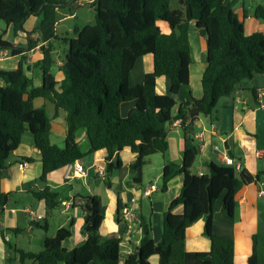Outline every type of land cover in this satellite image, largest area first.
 <instances>
[{"label": "trees", "instance_id": "trees-1", "mask_svg": "<svg viewBox=\"0 0 264 264\" xmlns=\"http://www.w3.org/2000/svg\"><path fill=\"white\" fill-rule=\"evenodd\" d=\"M59 5L56 0H0V21L7 29H13L14 38L35 34V30L27 32L24 25L31 17L43 15L37 30L39 39H28L26 46H16L5 39V32L0 33V52L8 51L10 57L20 61L16 70H0L5 84L0 87V207L15 196L2 192L1 180L27 131L41 152L42 182L49 174L85 157L76 141L77 131L83 129L91 154L107 152L104 183L111 188V178L122 167L121 160H115L120 152L130 148L137 156L131 170L138 177L136 183L141 184L146 159L168 151L169 127L179 121L184 137L183 161L181 165L171 163L164 167L161 191L165 193L171 180L183 176V187L174 202V207L183 206V213L168 211L163 215L159 243L152 238L151 222L140 217L142 239L123 264H150L152 257H158L159 264H234V240L214 234L215 204L225 194L223 208L233 218L239 191L258 183L260 178L213 163L207 164L209 172L204 176L195 173L201 149L194 140L193 125L200 117L212 118L220 100L232 96L243 81L264 73V34H245L244 23L234 11L235 2L181 0V8L172 10L171 0H95V26L75 29L74 38L63 40L67 50L62 82L58 83L51 73L55 60L50 46L40 64L46 77L42 86L36 88L26 73L25 55L40 41L55 38ZM254 17L264 21L263 6L255 8ZM160 22L170 27L169 34L162 32ZM192 23L205 32L207 40L202 99H195L190 88ZM146 55L153 57V71L142 85L133 87L131 71ZM159 77L169 79V95L157 93ZM40 98L49 99L57 110L66 113L63 148L50 140L48 113L34 107V101ZM127 102L137 105L123 117L121 107ZM198 182L203 184V190L196 195L193 187ZM32 194L45 200L49 210L56 208L59 196L49 189ZM82 202L85 243L66 249L63 244L72 233L70 228H61L54 238L46 239L44 249L38 253L16 249L20 264H122V238L110 235L102 240L99 234L104 221L102 199L93 196L82 198ZM122 207L119 201V223ZM201 219H206L204 236L211 243L210 250L188 252L186 231ZM35 225L47 230V225ZM12 231L22 232L23 228ZM249 264H263L256 239Z\"/></svg>", "mask_w": 264, "mask_h": 264}, {"label": "crops", "instance_id": "crops-1", "mask_svg": "<svg viewBox=\"0 0 264 264\" xmlns=\"http://www.w3.org/2000/svg\"><path fill=\"white\" fill-rule=\"evenodd\" d=\"M57 1V0H56ZM61 3L57 9V15L61 13L65 17L58 18L56 36L49 42L40 41L37 47L26 53V73L33 80L34 87H41L46 73L40 64L44 59L45 50L53 48L52 56L55 60L51 73L58 83L64 79L63 64L60 51L56 50L52 41L59 39L58 26L63 21L74 18L66 12V7L79 3L81 7H89L94 10L92 4L95 0H70ZM73 2V3H72ZM226 4L235 2L234 11L243 21L245 34H264V21L254 17L255 6L246 7L239 0H225ZM244 3V1H243ZM262 6V5H261ZM264 7V6H263ZM25 30L33 32V24ZM41 22L43 15L40 16ZM34 19V18H33ZM35 22V20H34ZM32 22V23H34ZM160 28L164 34L171 32L170 27L160 22ZM83 29V28H82ZM2 29H0V33ZM10 28L6 34L9 35ZM74 33V31H73ZM28 39L37 40L39 35L20 34L17 38L9 39L14 45L26 46ZM192 63L190 65V88L195 99H202L203 90L201 79L206 69L207 40L204 31H200L191 24L189 31ZM51 44V45H50ZM0 70H16L19 67L18 59L10 60L8 51H1ZM153 71V57L146 55L140 58L130 74V83L133 87L142 85L145 77ZM0 79V87H4ZM264 89V73L256 75L252 80L243 81L234 94L220 100L212 118L200 117L193 125L194 140L200 146L201 152L195 163V173L208 172L207 164L224 166L223 158L232 157L242 166V171H247L253 177L259 176V182L244 186L236 196V209L234 217L230 218L224 208L225 194L217 200L214 208V234L218 237L234 240V264H249V259L254 252V239L257 246L264 245V108L256 99V91ZM157 93L159 95L170 94V81L167 77L157 79ZM136 102L124 103L121 107L123 117H127L135 107ZM34 107L37 110H45L51 121L50 140L52 144L61 148L65 147L67 132L66 113L57 110L49 99H36ZM76 141L81 153L85 156L81 161L85 167V174L80 178L71 176L72 165L49 174L45 182L41 181L42 163L41 152L35 147L34 136L27 131L22 136L19 148L11 155L8 161V170L1 180V190L4 194L15 196L9 203L0 207V264H20L16 249L25 252L38 253L44 249V243L48 238H54L61 228H70L71 237L63 246L72 250L85 243L87 240L84 231V213L82 211V198L98 196L102 199L104 221L99 234L102 240L110 235L122 238L121 263H125L127 257L136 252L142 239V231L135 230L128 234L123 222L119 223V201L122 206L130 203L132 198L137 201L134 208L139 219L144 217L152 224V238L159 243L162 237V218L168 211L181 215L183 206L174 207L175 200L179 197L184 183V177L178 176L168 183L165 193H162V173L166 165L174 163L181 165L183 161L184 137L179 121L169 127L168 151L162 155H154L146 159L142 170L141 184L136 183L137 175L131 170L137 156L130 148H125L116 157L122 162V167L116 171L110 180L111 188L104 183V179L98 176L96 168L106 169L105 150L90 153V143L85 130L80 129L76 133ZM217 148V149H216ZM32 159L25 170L19 169V164L24 159ZM49 189L51 193L59 196L56 208L49 210L45 200L36 199L32 193ZM198 195L203 190V184L196 183L193 187ZM146 191H151L146 197ZM63 200L74 203L71 207H63ZM59 222L55 229L51 230L50 220ZM47 225V230L35 225ZM206 219H201L186 231V250L188 252H208L210 241L204 236ZM23 228L22 232H13V229ZM41 231H45L44 234ZM8 244V246L6 245ZM123 250V251H122ZM150 264H159L158 257H152Z\"/></svg>", "mask_w": 264, "mask_h": 264}, {"label": "rangeland", "instance_id": "rangeland-1", "mask_svg": "<svg viewBox=\"0 0 264 264\" xmlns=\"http://www.w3.org/2000/svg\"><path fill=\"white\" fill-rule=\"evenodd\" d=\"M57 1L60 2V5L62 1L63 3L66 2L67 4L71 2L70 0H57ZM239 1L241 2V4H244L246 7H248L250 4L255 7L258 5L264 6V0H239ZM180 8H181V0H171L172 10H178ZM65 9L69 15H74L75 17L70 20L63 21L61 25L58 26L57 30H58V34L60 38L52 41L53 47L56 50L60 51V56L63 61L65 60V55H66V50H67V44H65L63 40L74 38L75 35L73 31L75 29H82L86 26H95L96 24L95 11L90 9L89 7H85V6L81 7L79 3H74L70 5L69 7H66ZM61 10H62L61 13L58 15L59 19L65 17L64 14L62 13L64 8H62ZM40 16L33 17L34 19L32 18L27 24V26H30L31 24H33V26L35 27L34 30L36 31L35 34L37 35H39V33H37L38 32L37 30L39 29L41 25ZM0 29H2V32H5V39L9 40L12 38V35L14 36V32L12 28H10L11 33L9 35L6 34L7 25L2 21H0ZM10 60H14V58L10 57ZM58 222L59 221L57 219L50 220L51 230L55 229ZM41 232H43L44 234L45 231H41ZM258 251L262 257L263 264H264V245L260 244V246H258Z\"/></svg>", "mask_w": 264, "mask_h": 264}, {"label": "built area", "instance_id": "built-area-1", "mask_svg": "<svg viewBox=\"0 0 264 264\" xmlns=\"http://www.w3.org/2000/svg\"><path fill=\"white\" fill-rule=\"evenodd\" d=\"M0 56H2L0 54ZM256 99L260 103L261 107L264 108V89H260L256 91ZM217 149V148H216ZM224 164L229 167H234L238 172H241L242 166L236 162L235 159L232 157H226L223 158ZM29 166V163L26 161H23L19 164L20 170H25ZM72 172L71 176L73 178H80L85 174V167L81 160H77L72 164ZM98 176H100L102 179L106 176V171L103 168H96ZM199 176H204V173H200ZM151 191H146L145 196H150ZM260 195H264V192H261ZM136 199L132 198L130 203L123 206L120 211V216L122 219L123 224L125 225L126 232L128 234L132 233L135 230L142 231V227L140 225V219L137 210L134 208V204L136 203ZM74 203H71L69 201L63 200L61 202V205L63 207H71Z\"/></svg>", "mask_w": 264, "mask_h": 264}, {"label": "water", "instance_id": "water-1", "mask_svg": "<svg viewBox=\"0 0 264 264\" xmlns=\"http://www.w3.org/2000/svg\"><path fill=\"white\" fill-rule=\"evenodd\" d=\"M208 172H209V170H208ZM7 172L6 171H4V174H6Z\"/></svg>", "mask_w": 264, "mask_h": 264}]
</instances>
